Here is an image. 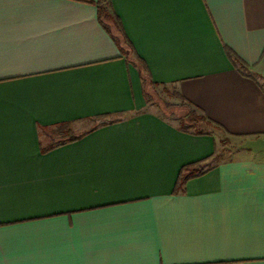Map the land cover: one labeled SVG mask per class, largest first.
<instances>
[{"label":"crops","instance_id":"0c3cea01","mask_svg":"<svg viewBox=\"0 0 264 264\" xmlns=\"http://www.w3.org/2000/svg\"><path fill=\"white\" fill-rule=\"evenodd\" d=\"M109 2L0 0L3 264H264V0Z\"/></svg>","mask_w":264,"mask_h":264},{"label":"rangeland","instance_id":"374dc122","mask_svg":"<svg viewBox=\"0 0 264 264\" xmlns=\"http://www.w3.org/2000/svg\"><path fill=\"white\" fill-rule=\"evenodd\" d=\"M148 97L150 103L149 110L155 111L160 115H163L164 117L174 121L186 119V124L193 130L209 131L214 129L216 131L214 126L202 121L190 123L189 116L192 114L194 115L196 112L191 106L187 105L183 100L180 99L174 86H152L149 89ZM90 125H87L86 127H89ZM86 127L79 129V131H84ZM227 145L231 147L234 146L230 142H228Z\"/></svg>","mask_w":264,"mask_h":264},{"label":"trees","instance_id":"16d2710c","mask_svg":"<svg viewBox=\"0 0 264 264\" xmlns=\"http://www.w3.org/2000/svg\"><path fill=\"white\" fill-rule=\"evenodd\" d=\"M80 1H85L88 3L97 2L98 4H100L99 5V11H98L99 19L104 24V26L106 28H108L109 30H110V28H113L115 25H117L115 23L113 17L111 16L110 12H109V10L111 8L109 0H98V1L80 0ZM103 1H105L104 4H102ZM121 39L123 40V36ZM124 41L129 43L128 40L125 39V37H124ZM130 48H131V46H130ZM122 50L126 55L130 54V51H125V49H122ZM230 54L233 58L235 57V59H238L237 56L235 54H233L232 52H230ZM240 63H242V62H240ZM145 79L147 80V78H145ZM151 85H153L152 82H151ZM177 94L179 97H183L180 93L177 92ZM189 117H190V123H194V122H198V121L205 122L209 125H212V123H213V121L211 119L206 118L204 115H198V114L194 113V115L192 114ZM185 120L186 119H181V126L184 129H189V126L186 124L187 122ZM58 130H60V132L64 134V136H63L64 140L63 141H74V140L78 139L79 137H81V134H77L72 130L70 124H64V125L60 126L58 128ZM197 132L202 133L203 131L197 130ZM198 163L195 162V163H190V164H186L185 166H183V168L179 174L178 180L176 182L174 193L184 191V186H185L186 182L189 179L195 177L197 174H199L200 169L196 166Z\"/></svg>","mask_w":264,"mask_h":264},{"label":"snow or ice","instance_id":"6c2138e0","mask_svg":"<svg viewBox=\"0 0 264 264\" xmlns=\"http://www.w3.org/2000/svg\"><path fill=\"white\" fill-rule=\"evenodd\" d=\"M0 227H2V226H0ZM2 246H3V232H0V264H3ZM261 256L264 257V253H261ZM68 264H81V262H68Z\"/></svg>","mask_w":264,"mask_h":264}]
</instances>
